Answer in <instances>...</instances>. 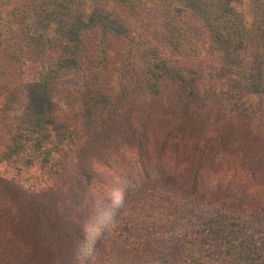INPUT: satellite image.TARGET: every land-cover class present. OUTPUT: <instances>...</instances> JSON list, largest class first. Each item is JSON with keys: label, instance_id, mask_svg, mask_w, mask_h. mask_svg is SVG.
<instances>
[{"label": "trees", "instance_id": "1", "mask_svg": "<svg viewBox=\"0 0 264 264\" xmlns=\"http://www.w3.org/2000/svg\"><path fill=\"white\" fill-rule=\"evenodd\" d=\"M0 264H264V0H0Z\"/></svg>", "mask_w": 264, "mask_h": 264}, {"label": "rangeland", "instance_id": "2", "mask_svg": "<svg viewBox=\"0 0 264 264\" xmlns=\"http://www.w3.org/2000/svg\"><path fill=\"white\" fill-rule=\"evenodd\" d=\"M72 81H73L72 79H70L68 81H65L67 88L73 89L74 86H76ZM78 88H79V85H78ZM65 90H67V89L65 88ZM30 98H31V95L28 92H26L24 97H23L22 103H21V104H24V107H21L20 109H18L16 112H13V114H12V116H13L12 118L14 119V121L21 120V119H23L25 117V115H26V107H27L25 105H27V103L29 102ZM58 98H59V95L57 96V100H58ZM61 105L64 108L66 107V104H65L64 101H63V103H61Z\"/></svg>", "mask_w": 264, "mask_h": 264}]
</instances>
